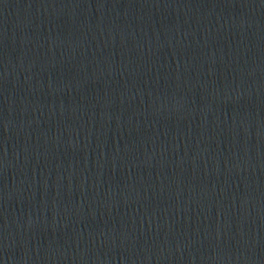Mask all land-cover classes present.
Listing matches in <instances>:
<instances>
[{"label":"water","instance_id":"1","mask_svg":"<svg viewBox=\"0 0 264 264\" xmlns=\"http://www.w3.org/2000/svg\"><path fill=\"white\" fill-rule=\"evenodd\" d=\"M0 264H264V0H0Z\"/></svg>","mask_w":264,"mask_h":264}]
</instances>
